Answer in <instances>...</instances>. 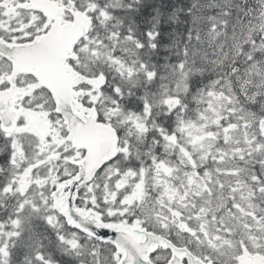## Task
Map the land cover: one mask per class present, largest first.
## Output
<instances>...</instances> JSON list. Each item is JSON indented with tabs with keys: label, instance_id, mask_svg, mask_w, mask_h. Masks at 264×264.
Masks as SVG:
<instances>
[{
	"label": "snow or ice",
	"instance_id": "obj_1",
	"mask_svg": "<svg viewBox=\"0 0 264 264\" xmlns=\"http://www.w3.org/2000/svg\"><path fill=\"white\" fill-rule=\"evenodd\" d=\"M0 264H264V0H0Z\"/></svg>",
	"mask_w": 264,
	"mask_h": 264
}]
</instances>
